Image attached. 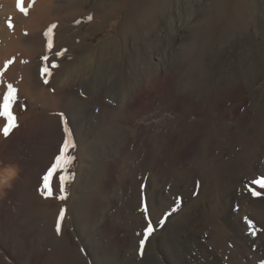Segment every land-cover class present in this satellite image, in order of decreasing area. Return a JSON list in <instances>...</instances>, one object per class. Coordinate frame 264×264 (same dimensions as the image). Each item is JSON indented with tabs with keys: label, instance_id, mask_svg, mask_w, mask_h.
I'll use <instances>...</instances> for the list:
<instances>
[{
	"label": "rangeland",
	"instance_id": "obj_1",
	"mask_svg": "<svg viewBox=\"0 0 264 264\" xmlns=\"http://www.w3.org/2000/svg\"><path fill=\"white\" fill-rule=\"evenodd\" d=\"M46 1L47 0H44V1L43 0H26V1L25 0H19L20 6L23 7L27 13L29 12L30 13V15H29V13L28 14H25V12L22 13V11L20 10V7H17L18 0H14V1L13 0H5V1L0 0V11H1L0 15H2L3 18L1 16L0 17L3 19L7 29L10 30V31L7 30L6 32L11 33V30L14 29L13 27L16 24V23L14 24V22H13L14 21L13 17H12L13 23L11 21L10 22L12 23L11 26L13 24L14 25L12 27H9V23H7L11 19V17L9 18V16H11V14H14V11L18 15H21V13H22L23 17H24L23 19H28L30 16H34L35 14L38 15L39 12L41 11L40 7L43 6L42 11H43V9H48V8H49L48 10H50V11L53 10V11H52V13L50 11H49V13H48V11L47 12L41 11L42 15H45L44 13H48V14H46V15H49V16H47V18L50 17V20L55 19V21H57V23H58V24L56 23V27L53 28L54 37L57 38V36H58L59 39L61 38L60 39L61 43L59 46H62V47L57 48L58 49L57 52H60L62 50L61 51L62 53L63 52L65 53V51H67V52H70V54L72 56L74 55L73 52H71L74 50V46H75L73 43H71L73 35L74 36L78 35L77 36L78 40L79 39L82 40V41L79 40L81 42L77 43L78 46H81L85 43L88 44V42L90 43L89 48L87 47L86 54L91 52L90 51L91 48H92V51L93 50L96 51L98 49V47H101V45L103 46L107 43L114 42L113 44L114 45L116 44L115 47L117 46L118 51L122 52V54H125L127 51L130 52V49L135 50L133 55H131L132 54L131 52H130L131 54L130 53L125 54V55H127V54L129 55L128 56L129 60H126L127 56L125 57V55L122 57H119L118 59L121 60V62H123V59H125V62H123V64H126V65L124 67H128L127 64L130 65L131 67L129 66L130 67V73L129 74H131V77H132V75L136 76V78L138 80L141 79V76H142V78L144 76L143 79L145 80V78L148 76L146 74H149L154 70H159V71L161 70V72L163 71V72L169 73L170 71L175 70L176 66H177V68L180 66H183L188 60H190V59H187V57L184 58V56H188V58H191V55H192L194 60H196V63L197 64L199 63V66H202L201 70L204 69L203 65L204 66L205 65L211 66V68H209V74L211 76L212 86H214V88H219L220 86L224 85L225 83L232 85L234 82H236V83L238 82V83H241L244 86V89L247 91L245 98L244 97L240 98V99L238 98L233 102H227L224 104V106L222 105L219 110H217V109L212 110V111L210 110L211 112L209 110L194 111L192 109V102L191 101L181 103L182 101L179 102V101H176L175 99L171 100V99L167 98L166 94H163L164 95L163 96V95L158 94V93H155V95H154V93L145 95L146 97L144 96L143 99L141 98L135 104L136 107L132 108L131 110L129 109V111H127V112H123L121 110V108H119L120 106H118L120 101L118 98L119 93L115 89V87L117 86L115 84H118V81L116 79V77H117L116 73L114 74L115 77L113 76V73L112 74L109 73L108 78H107V76H105L106 80H104L105 78L103 80H101L102 85L98 86L99 87L98 90H100L101 92L104 93V98L106 101L103 100V102L98 104V106H95V112L97 113V118H96L97 120H93L94 122L92 124L91 123L87 124L88 137L90 138V140L91 139L93 140V137L95 138L99 134L101 128L96 129L95 130L96 132H93V127H95V126L108 128L110 125L113 126L117 123L118 129L120 128L123 131H127L128 138H131V142H130L131 144L129 145L128 150L126 151V154L123 155L124 158L122 156H120V158H119V152H118L119 147H117V149L115 150L116 151L115 158L117 159L116 161L118 162V163L117 162L116 163L120 167L116 165V169H118V170L117 171L115 170V172L113 173L114 182H113L112 189L114 188V190H113L114 192L116 190L120 193L125 191V193H124V195H122V200L118 199L117 200L118 202L116 201L118 206L115 204V206H113V208H111L112 212H111V210H109L106 214V217L108 219V225H109L107 228V231H113V229L116 227V225H118V226H121V228L125 231L124 233L128 234L130 237V240L127 242V244L124 248L125 250H123L124 251L123 252V254H124L123 258H125L124 264H133L135 262H136L135 264H137V263L138 264H140V263L141 264H145V263L146 264H159V261L157 258L160 256V254H159L158 250H156V248L154 249V246L156 247L155 243H157V241H155V240H156L158 234L165 227L164 224L166 225L167 222L169 221V218H171L173 215L176 216L177 214H181V213L184 214V212L186 213L187 212L186 210H189V209L190 210L188 212H190L192 210L191 207H193L194 210L201 209V210L207 212V210H209V208H211V206L216 204V202H215L216 198H214V196L216 195V193L214 191V189H215L214 185H218L220 183H224V186H231V185L233 186L234 185L235 188L233 189V191L236 190V191H234V196L237 195L236 196L237 199L234 201L235 203L234 202L232 203L233 206L230 205L231 210H233V211H231V217H230V219H232V220H229L230 224H232L233 227L236 228L235 226H237V223L238 224L241 223V224H243V226H244V223H247V224H245L244 227L243 226L240 227L241 231H239V232H241V236H243V238L249 237V239H256V237H259V238L262 237V241H264V237H263L264 236V234H263L264 233V220L260 221V226H258V229H257L256 225L255 226L253 225L252 222H251L252 226L250 228L248 226V221H252V220H250L251 215L248 213H246V214L243 213V215H245V216L239 215L241 207L243 205L247 204L248 201L249 202L250 201L255 202L254 200H256L257 197H258V199L256 201L259 203L258 207H260L264 204V200H263L264 199V190L262 188H260L258 185L254 186L250 183V181L252 179L257 178L260 175H264V151H263L264 150V140H263L264 139L263 138V136H264V134H263L264 133V118H263L264 117V103L261 107L253 108L254 102H253V98H252V97H254V98L259 97V95H260L259 99L261 101V99L264 98V97H262L264 95H261L262 93L264 94V89L260 88V93H258V95H256V96H253L255 93L252 89L249 90L251 88L250 84L252 82V79H254L258 75H260L264 69V52H263L264 51V41H263L264 40V0H231V3L229 4L230 5L229 11L231 12V16H230L231 19L229 18L228 24L226 26H223L225 28V30H224V28H220L222 26H219L216 24V22H217L216 16L217 15L215 13V9L210 6V4L212 2H214L215 0H212V1L211 0H160V1L155 0L156 4H155V2H153V4H152L153 6L151 5L153 7V9L150 6V9L152 11H150V14L146 13L145 16L142 15V13H140V12H142L143 8H137L135 10V12L130 14L129 16L127 14V12L129 13V11L132 9V6L135 5L138 0H136V1L135 0H122L124 2H122L121 0H115V2L116 1L117 2L113 3V4H115L114 7L110 6V5H108V6L104 5V7L102 5H94V7L93 6H87L88 3L85 0L84 1L86 3L83 0H81V1L79 0V1L75 2L77 4H81L83 10H81V7H79V8L69 7V5H70L69 0H66V2H65V0H62L63 3L60 0L59 1L58 0H48L47 1L48 3ZM50 1H53V2H50ZM57 1H58V3H56ZM133 1L135 2V4H133L134 3ZM207 1L209 2V4ZM2 3L3 4L5 3L8 7L5 4L3 5ZM45 3H46V5H49V3H50V5L51 4L52 5L50 7H48L45 5ZM118 3L121 5H119ZM233 3L235 6H233ZM239 4H240V6H239ZM174 5H176V6H174ZM116 6L118 7V9ZM120 6L123 7L122 10H121ZM36 7L40 10L39 12H38V9H36ZM85 7L88 9L86 10ZM119 7H120V9H119ZM154 7L156 9H154ZM12 8L17 9L18 11L13 10ZM95 8L97 9V11ZM32 9H33V11L37 10V11H35L37 13L33 12L32 14H34V15H31L30 11H32ZM2 10H5L3 12V14H2ZM9 10H13V12L10 11L11 13H9ZM75 10L76 11L78 10V11L75 12ZM88 10L91 12H88ZM105 10L108 11L107 15L109 14V10L111 11L110 13H112V11H113L114 14H110V16H106L107 19L105 16H104L105 18L104 17L100 18L99 17L100 15L101 16H102V14L105 15L104 13L107 12ZM154 10L157 11L155 13H157L158 15L154 14ZM167 10H168V12H167ZM6 11L9 14H7ZM100 11L102 13H100ZM17 12H19V13H17ZM81 12H82V15H81ZM96 12L97 13L99 12L100 14L98 13L99 15L95 18L94 16H95ZM41 13L39 14V16L41 15ZM85 13L88 17L91 16L92 19L91 20L88 19V21L86 22L87 16L86 15H85L86 17L84 16ZM151 13L155 16H152ZM6 14H7V17H6ZM93 14H94V16H93ZM42 15L40 17L43 20H40V21L48 22V20L46 18H44ZM55 15L57 16L56 18L54 17ZM26 16H28V18ZM76 16H79L80 18L82 16L81 20H80V18H77V20H76ZM126 16H128V18ZM5 17H6V20L7 19H9V20L6 21ZM108 17L109 18L112 17V18L108 20ZM136 17H137V19H135ZM154 17H156V18H154ZM93 18H95V21L97 23L96 25H94V27H93V25H91V23L89 24L90 21L92 22ZM138 18L139 19L141 18V19L139 20ZM207 18L211 19V21L209 20L210 21L209 23H205ZM104 19L106 22L104 21ZM145 19L147 22L145 21ZM154 19H155V21H154ZM102 20H103V22H101ZM107 20H108V22H107ZM142 20H144V21L142 22ZM258 20H261V23L263 26L261 34L258 35V33H257L256 35H253L251 37L252 39L254 38L257 41L252 40L253 43L251 41H247L245 43L244 39L243 40H241V39L243 37H245L249 32L254 30L253 28L257 26ZM55 21H53L54 25H55ZM157 21H159V23H157ZM196 21H199V22H196ZM80 22H82V23H80ZM83 22H85L86 24H84ZM134 22H136V23H134ZM144 22H146V23H144ZM183 22H184V25H183ZM20 23L23 26L27 27V24H25V22L24 23L20 22ZM230 23H232V24H230ZM52 24H51V26H52ZM59 24L61 25V27ZM62 24H64V25L62 26ZM87 24L90 26H88ZM134 24L137 25V26H135L136 30H135ZM231 25H233V26H231ZM59 27H60V29H58ZM98 27L100 29H98ZM169 27L171 28V30H169L170 29ZM61 28L63 30H65L64 33H61L62 32ZM131 28H132V30H131ZM167 28H168V30H167ZM69 29H70L72 34L67 33V32H70V31H68ZM87 29H91V31H89V33H85V31ZM79 30H80V32H79ZM151 31H152V34H150ZM209 31L211 32V34ZM22 32H23V33H21V40H22V45H23L22 48L24 47V49H26L25 50L26 54L22 53V52H24V49H23L22 52H20L17 55H22L24 58L26 56V58H25L26 60L21 58L22 56H20L21 59L19 58V56H18L19 59H17L16 57H14V55L12 56V58L9 55V57L7 59V56L5 55V53L8 55V53H10V51L5 52V53H4V51L5 50L7 51V49H6L7 44H5V42L8 41V39L5 41V38L0 36V38H1L0 40L1 41L3 40L2 42L0 41V45H1L0 47H2V48H0V49H2V50H0V63L3 64L2 60L4 58H5L4 62H7L9 60V62L4 63V69H5V66H7L8 64H11L10 62L13 61L12 59L15 58L16 60H18V62L20 60V63H21L20 65L22 67L25 65V67H23V69H26L27 66L33 65L34 68H33V66H31L32 68L31 67L30 68L32 69V71L34 73L38 74L37 72L39 71V74L41 72L44 74L45 69H47V67L43 66L44 61L46 62L49 59L48 55H45L47 45H46V47L43 48L44 50L41 51V48H39V49L37 48V47H39L38 41H37L38 38L32 39L29 37V35L27 37V31L26 30H23ZM65 33H67V34H65ZM157 33H159V34H157ZM28 34H29V32H28ZM79 34L80 35L82 34V35L80 36ZM194 34H196V35H194ZM70 35H72L71 38H70ZM86 35H90V36L85 41L84 38ZM147 35H149V37ZM154 35H155V38H154ZM79 36H80V38H79ZM131 36H132V38H131ZM137 36L139 38H137ZM145 36H147V38ZM237 36H239V37H237ZM144 37H145V40L142 39ZM191 37L193 40L195 37V40L193 41L191 39ZM152 38H153V40H151ZM196 38L199 40H197ZM69 39H70V42H69ZM141 39H142V41H140ZM154 39H155V41H154ZM120 40H122V41H120ZM190 40H191V42H189ZM35 41H37V42H35ZM137 41L140 43L138 44ZM145 41L146 42L148 41V42L146 43ZM171 41H173V42H171ZM195 41H196V43L198 42L197 44L199 46L195 43ZM2 43H3V45H2ZM26 43H28V44H26ZM229 43H230V45H228ZM254 43H256V44H254ZM188 44H190V45H188ZM26 45L27 46L29 45L28 49L26 48L27 47ZM137 45H138V47H137ZM4 46H5V48H4ZM66 46L68 48H71V49H68ZM130 46H132V47H130ZM196 46L199 48H197ZM226 46H228V47H226ZM194 47L197 50H199L200 47H201V49L194 54V52H193ZM126 48H128L129 50L128 49L126 50ZM185 48H188V49L190 48V49L187 51V49H185ZM139 49L142 51H140ZM183 49H185V51ZM35 50H37V51L35 52ZM125 50H126V52H125ZM136 50H138V51L136 52ZM181 50H183L185 53ZM30 51H32V52L30 53ZM42 52H44V54ZM57 52L56 51H55V53L53 52L54 53L53 57L57 55ZM182 52L184 54H182ZM148 53H149V55H148ZM164 53H165V55H164ZM181 54L183 55V57L180 59ZM239 54H240V56H239ZM4 55H5V57H4ZM45 56L48 57L47 60L43 59V57H45ZM58 56H62V55H58ZM133 56H134V59H133ZM138 56H141V57H138ZM159 56H160V58H159ZM164 56H166V57H164ZM222 56H223V58H222ZM151 57H153V58H151ZM137 59H139V60H137ZM182 59H184V60L181 61ZM16 60H14V62ZM134 60H137V61H134ZM141 60H142V62H141ZM261 60L263 62H261ZM42 61H43V63H42ZM143 62H145V63H143ZM179 62H181V63H179ZM205 62H207V64H205ZM27 63L31 64V65H27ZM39 63L42 65H40ZM36 65H38V66H36ZM53 65H56V67H58L59 64L55 63ZM0 66H1L0 71L4 70V69H2L3 65H0ZM41 66H43V68ZM151 66L153 69L151 68ZM56 67H55V70L58 71V70H60V68H63L64 66H61V67L59 66L58 68H56ZM53 68L54 67L52 66V67L47 69V71H48L47 76L48 77L46 80L49 79L52 72H53V74H55V72H57ZM23 69H22V71H24ZM185 69L186 68H183L181 73H188V70L186 69V71H185ZM230 69H231V71H230ZM245 69H247V70L245 71ZM22 71L20 70V73H19L20 76L17 77V79H16L17 81H15L14 84H13V82L7 83V85L12 84L13 87L15 89H17L15 100L13 101V103L10 107L14 113V117L16 119L20 120L19 121V122H21V124L19 123L20 126L25 125L26 123L31 122V121L36 120V119H42V118L46 119L47 117H50L48 115L49 113H46L45 111L42 112V109H41L42 105L40 104L42 102H39V103L37 102L38 104L37 103L32 104L33 102L30 99V97L27 95L26 92L23 93V92L18 91V84L22 82V80L26 76L25 74L28 73L26 71H29V69L27 68V70H25L24 72H22ZM147 72H149V73H147ZM22 74L24 76H22ZM227 74H229V75H227ZM110 79H113V81H111ZM127 80H129V81H127V84H128L130 82V79L128 78ZM263 80L261 81L262 85H264ZM133 81L134 80L131 79V82H133ZM191 83L192 82L187 83V85H185L182 88L181 94H183V96L189 97L192 101L196 100V99L198 100V99H200L201 95H197V94H195V92L191 91V88L193 87L191 85ZM1 84L2 83H1V77H0V86H1ZM77 91L78 92L75 91L77 96L82 100H85V98L87 96H88L87 97V99H88L90 96L88 94V90H86L85 86H83V85H79V89H77ZM6 92H7V87H6L5 93ZM109 92L110 93L112 92L111 95L108 94ZM78 93H80L81 95ZM153 96H155V97L157 96V97L155 98ZM246 97H247V99H246ZM153 99H155V101ZM71 100L72 99H68L67 103H66L67 104L66 106L68 107L67 109L69 111H71L70 108L73 104V100L72 101ZM149 100L151 101L152 104L150 103ZM107 101H108V103H107ZM109 101L111 104L109 103ZM144 101H145V103L147 102L146 105H145ZM115 103L116 104L118 103L116 105V107H115ZM142 103H144V104H142ZM236 105H237V107H236ZM140 106H142V107H140ZM147 107H149V108H147ZM187 107H189V108L187 109ZM136 109L138 111H136ZM145 109L146 110L149 109V110L146 111ZM192 110H193L194 114H193ZM142 111H145V112L143 113ZM2 112H3V110H2ZM99 112H100V114H99ZM249 114H251V115H249ZM174 115H175V118H174ZM196 115L197 116L199 115V117H197ZM170 116L172 117V119L170 118ZM224 116L226 118H223ZM163 117L166 118L167 121ZM244 117H245V119H244ZM52 118H53V115H51V118H50V126H49V129L47 130L48 132L46 133V135L45 134L42 135V140H41V136L35 138V142L33 143L34 145L32 144L33 151H32V153L29 154V156H32L33 154L34 155L37 154L39 149L40 150L43 149L46 151L49 148L51 149V147H55L56 145L58 146L59 142L57 143V141L60 140L59 120L55 116H54L55 119L54 118L52 119ZM152 118H154V119H152ZM129 119L133 123H131V121ZM228 119H230L231 121H229ZM156 121H159V122L157 123ZM247 121H248V123H247ZM168 123H170V124H168ZM128 124L131 126H129ZM140 124H141V126H139ZM153 124H158V125H153ZM160 124L162 126L164 125L163 126L164 128ZM240 124L241 125L243 124V126H240ZM135 125L138 129L135 127ZM122 126H123V128L126 126L125 127L126 130L122 129L121 128ZM154 126H155V128H154ZM158 126L160 128H158ZM129 127H131V128H129ZM140 127H141V129H140ZM149 127L151 130L149 129ZM152 127H153V130H152ZM253 127H254V129H253ZM258 127L260 130L257 129ZM261 127H263V130ZM147 128L150 131H148ZM139 129L141 131H136ZM248 129L250 132L247 131ZM254 130H257V131H254ZM74 131L75 130L73 128V130H72V133L74 135L73 140L76 144V147L71 148L69 150V154L74 156L75 160L72 163L73 166L69 168L70 170L68 169L70 171V172L68 171L69 174L70 173L74 174V179L67 183L68 186L66 185L67 199L66 200H60L58 198V196H59V190H58L59 182L57 181L56 177H54V179H53L56 182V183H54V181H53V183L55 185L52 184V186H53L52 190L54 191V189H55V191H56V192L54 191L55 193L53 192L54 195H52V201L49 200V199H51V197H48V199L46 198L47 200L50 201V204L47 206L48 208L46 206H44V204L47 203L45 201L46 199L45 200L40 199L41 201L38 202L39 200H37V198L35 196L32 195L33 196L32 197V196L26 195V193L24 192L25 191L24 188L26 187V185L29 182V179H30L29 173H28V177L26 178V180H24L23 184L21 185L22 187H19L18 188L19 191L17 190V192H16L17 198H20L19 194H21V198L18 199L19 201L17 203L19 208H20V211H19L20 213L19 212L18 213L21 214L20 217H22V216H24V217L21 218L22 220L19 219L20 222L18 221V226L15 228L14 231L17 230L19 233L23 232L21 234H26L27 238L29 237V239H27L28 241L30 240L28 242L29 244H27V247H28V245H29V247L27 248L26 253L31 254L32 252L36 253L37 251L40 252V254L42 253L41 254L42 259L45 260V261L42 260L43 264H46V262H47V264H54L55 262H56L55 264H58L57 261H55V257H54V253H53L55 250H52L54 248L51 246V245L54 246V244H51L53 242V240L51 241L50 238L45 239L48 235V232H50L49 230L52 229L51 228V227H53L52 225L55 223L54 218L56 219L58 211L64 207H66V208H64V209H66V213L64 216L67 218L68 222H70V218H71V214L69 212L70 207H71L70 195L72 194L71 188H73V184L75 183V178L77 175V168L79 165V154H78L79 151L78 150L80 149V146H79L80 143H79V141H76V140H79L77 137L78 133L75 131V133H77L75 135ZM259 131L261 133L260 135H259ZM261 131H263V132H261ZM132 132H133V134H132ZM248 132H249V134H248ZM256 132H257V134H256ZM129 133L131 135L130 137H129ZM160 133H162V134H160ZM90 135L92 137H90ZM88 137H87V140H84V142H85L84 145H86V146L90 143V140ZM171 138H174V139H171ZM209 141H210V143H208ZM213 141H214V144H213ZM2 142H5V140H3ZM43 143H45V144H43ZM46 143H48V144H46ZM4 144H6V143H4ZM262 144H263V146H262ZM84 145H82V146H84ZM163 146L164 147L166 146L165 147L166 149ZM3 147H5V146H3ZM160 149L163 151H161ZM49 150L46 152H49ZM253 151H256V152H253ZM165 152H167V153L165 154ZM211 155H213V156H211ZM254 155H256V156L254 157ZM162 156H164V157H162ZM207 156H209V157H207ZM21 157H23V156L20 155V158ZM187 157L192 159V161L190 159H188ZM205 157L209 159V162H208V159H206ZM216 157H218V158H216ZM122 158L124 159V161ZM249 158H251V159H249ZM255 158L256 159L258 158L259 160H256ZM127 159H128V161H127ZM159 159L160 160L162 159V160L160 161ZM218 159H220V160H218ZM189 160L191 161V163L188 162ZM119 161L120 162L123 161L122 164ZM254 161H257V162H254ZM129 162L131 164H129ZM49 163H47V164L51 165L53 163V160H52V163L51 162H49ZM217 163L219 165L221 164L222 166L221 167L218 166ZM130 165H131V168H130ZM125 166H126V168H125ZM216 166H218V168H220L221 173L218 170V168H215ZM251 167H252V170H251ZM209 168L211 171L209 170ZM229 168H232V169H229ZM221 169L224 171V173H222L223 171ZM213 170H215V171L217 170L216 173L217 174L220 173L219 176L218 175L216 176V174L213 172ZM122 171H124V172H122ZM154 172H157L158 174L154 173ZM238 172H240V173H238ZM249 172H250V174H249ZM124 173H126V174H124ZM128 173H130V174H128ZM121 174L124 176H121ZM155 174H157V175H155ZM214 174H215V176H213ZM65 175H66V173H65ZM139 176L141 179L143 178L142 181L140 180ZM144 177H146V178H144ZM138 179H139L140 184L138 183ZM207 182H209L208 186H207V184H208ZM214 182H215V184H214ZM56 185H57V187H56ZM119 185H121L122 187ZM123 185H126V186H123ZM153 185L155 188L153 187ZM190 185H191V187H190ZM246 185L248 187H246ZM23 186H25V187H23ZM115 186L117 189L115 188ZM136 186H138V187H136ZM252 187H253L255 192H257V193L259 192L258 195L253 196V194L251 193L252 191L249 190V189H252ZM255 187H256V189H255ZM69 188H70V190H69ZM156 188L157 189L160 188V190H162L163 196L157 197V196H155L156 194H153L154 195V196H152L153 200L150 201V194L153 191V189H154L153 192H156L155 191ZM190 188H191V190H190ZM192 188H194V189H192ZM207 188H208V190H207ZM20 189H22V190H20ZM123 189H126V190H123ZM148 189H151V190H148ZM239 189H240V191H239ZM147 191H148V194H147ZM216 192H218V190H216ZM133 193H135V194H133ZM133 195H135V196H133ZM53 197H54L56 202L53 201L54 200ZM22 198H23V201H22ZM31 198L32 199L34 198L35 200L34 199L32 200ZM209 199L211 202H212V200H214L215 203L214 202L211 203L209 201ZM24 200H25V202H24ZM42 201H44V202H42ZM173 201L175 204H173ZM242 201H244V202H242ZM259 201L260 202L263 201V202L260 203ZM134 202H136V204ZM192 202H193V204L194 203L195 204L193 205ZM61 204H63V205H61ZM150 204H153L152 208L150 207L151 206ZM182 205H185V206H182ZM198 205H199V207H198ZM205 205H206L207 209H206ZM23 206H25V207H23ZM170 206H171V208L169 209ZM187 206H189L190 208ZM26 207H27V209H26ZM58 207H60V209H58ZM128 208H130V209H128ZM172 208L176 211L173 212ZM183 208H185V209H183ZM25 209L28 211H26ZM57 209H58V211H57ZM145 209H147V211H145ZM30 210H31V212H30L31 215L29 214ZM166 210L167 211L170 210L169 212H171V213L167 212ZM113 217H115L114 220L112 219ZM116 217H117V219H116ZM122 217H123V219H121ZM245 218H247V221H245L246 220ZM124 219H125V221H124ZM23 221H24V223H23ZM221 221H222V223H221ZM216 222L218 223V224L216 223L217 226L210 224V226L208 227V225H207L206 230L204 229L205 231H202V232L199 231L202 234L199 232L196 233V237L201 239L200 242L202 244H206V248L209 251L217 253L219 256H221V258H223V262H224L223 264H258V263L261 264V261H264V251L261 250L262 251L261 252L260 250H257L256 244H254L253 242H248L246 240L234 241V239L232 237V233H231L232 230H230L229 228H227V226L224 225L223 219L222 220H221V218L217 219ZM149 223L153 226V232L150 235L151 237L150 236L148 237V239L145 243L144 249L145 248L147 250L149 248L150 249L148 250V252L145 249L143 251V255H141L139 247H138L139 241L143 238L142 233L144 232L147 224H149ZM160 223H161V225H160ZM234 224H236V225H234ZM261 224H262V227H261ZM25 226H27V227L25 228ZM158 226H160V227L158 228ZM210 227H212V228H210ZM214 227L215 228L218 227L216 229L221 231V232L216 231L214 229ZM223 227H224V229H222ZM259 227H261V229ZM95 228L97 229V226H95L94 229ZM157 229H159V230H157ZM184 230H183V234H187L188 233L187 230H185V231ZM227 230H228V232H227ZM245 230H248V231L245 232ZM138 231L140 233H137V235H136V232H138ZM158 231H160V232H158ZM225 231H226V233H225ZM157 232H158V234H157ZM253 232H255V236L252 234ZM227 233H229V236ZM64 234H65L66 238L68 239V241L70 240L69 242L71 244L77 245V243H78V245H77L78 248L81 251H83L82 255L84 257H86L85 258L86 263L87 264L88 263L94 264L92 259L89 256H87V254L85 252L86 250H84L85 248H83L84 246L82 245L80 239L77 238L78 236L75 234L73 226L71 224L69 225V228H65ZM245 234H247V236H245ZM138 235L140 236L139 238H138ZM100 237L101 236H97L96 239L97 240L101 239ZM251 237H253V238H251ZM204 238H205V240H204ZM231 238H232V240H231ZM136 239H139V241ZM18 241L21 243L20 238L18 239ZM48 242H50V243H48ZM104 242H106V240L103 238L102 242H100L99 245H97V248H100L101 243L103 244ZM203 242H205V243H203ZM240 242H241V244H240ZM47 243L50 245H47ZM234 243H235V245H234ZM147 244H148V246H147ZM45 245H47L46 248H45ZM214 245H215V247H214ZM30 246L32 248H30ZM250 246H251V248H250ZM147 247H149V248H147ZM38 249H40V250H38ZM45 251H46V253L48 252L49 255L46 254ZM50 251H52V252H50ZM125 252H127V253H125ZM131 253H133V254H131ZM149 253H150V255H149ZM262 253H263V256L261 257ZM51 254H52V256H51ZM46 256H49V257H46ZM133 256H134V258H133ZM51 259H52V261H48ZM131 260H132V262H131ZM155 260H157V261H155ZM125 261H127V262L125 263ZM162 264H166V262L163 261V259H162Z\"/></svg>",
	"mask_w": 264,
	"mask_h": 264
},
{
	"label": "bare ground",
	"instance_id": "obj_2",
	"mask_svg": "<svg viewBox=\"0 0 264 264\" xmlns=\"http://www.w3.org/2000/svg\"><path fill=\"white\" fill-rule=\"evenodd\" d=\"M5 1V0H4ZM14 1V0H13ZM26 1V0H25ZM44 1V0H43ZM48 1V0H47ZM46 1V2H47ZM59 1V0H58ZM58 1L56 3H58ZM62 1V0H60ZM79 0H69L70 5L69 7H81L82 9V5L81 4H77L75 2H77ZM81 1V0H80ZM84 1V0H83ZM88 4L87 6H93L94 5H102L104 7V5H110V6H115L116 3L115 0H85ZM84 1V2H85ZM122 1V0H121ZM136 1V0H135ZM160 1V0H159ZM212 1V0H211ZM12 2V1H11ZM53 2V1H50ZM66 2V0H65ZM85 2V3H86ZM119 2V1H118ZM124 2V1H122ZM121 2V3H122ZM134 2V1H133ZM153 2H155V0H138L135 4V2L132 6V9L129 11V13L127 12L128 16L132 13L135 12V10L137 8H143L142 9V15H146V13L150 14V11H152L150 9V6L153 4ZM208 2V1H207ZM244 2V1H243ZM9 3V2H8ZM14 3V2H13ZM48 3V2H47ZM63 3V1H62ZM231 0H215L214 2H212L210 4V6L212 8L215 9V13H216V24L219 26H222L220 28H224L223 26H226L228 24V20L231 16V12L229 11L230 8V4ZM235 3V2H234ZM233 3V6H235ZM3 4V3H2ZM5 4V3H4ZM3 4V5H4ZM10 4V3H9ZM8 4V5H9ZM27 4V3H26ZM61 4V3H60ZM119 4V3H118ZM117 4V5H118ZM156 4V2H155ZM154 4V5H155ZM209 4V2H208ZM238 4V3H237ZM6 5V4H5ZM46 5V3H45ZM52 5V4H51ZM50 3L49 5H46L48 7L51 6ZM121 5V4H119ZM7 6V5H6ZM14 6V5H13ZM153 6V5H152ZM151 6V7H152ZM176 6V5H174ZM240 6V4H239ZM238 6V7H239ZM8 7V6H7ZM12 7V6H11ZM43 7V6H42ZM42 7L41 11H42ZM47 7V8H48ZM96 7V6H95ZM102 7V8H103ZM117 7V6H116ZM115 7V8H116ZM121 10H122V6ZM119 7V9H120ZM134 7V8H133ZM207 7V6H206ZM86 8V7H85ZM101 8V7H100ZM107 8V7H106ZM105 8V9H106ZM179 8V7H178ZM13 10H17L12 8ZM36 9H38L36 7ZM49 9V8H48ZM48 9H43L42 12H47L49 13L50 10ZM51 9V8H50ZM54 9V8H53ZM88 8H86L87 10ZM94 9V8H93ZM96 9V8H95ZM104 9V8H103ZM102 9V10H103ZM118 9V7H117ZM153 9V7H152ZM154 9H156L154 7ZM166 9V8H165ZM173 9V8H172ZM195 9V8H194ZM235 9V8H234ZM13 10H9V13H11L10 11L13 12ZM108 10V9H107ZM105 10V11H107ZM139 10V9H138ZM179 10V9H178ZM177 10V11H178ZM237 10V9H236ZM241 10V9H240ZM5 10H2V14ZM18 11V10H17ZM37 11V10H35ZM33 11L31 12V15ZM40 10L38 9V12ZM41 11L39 12V14L41 13ZM53 10H51L50 12L52 13ZM78 11V10H77ZM75 10V12H77ZM97 11V9H96ZM99 11V10H98ZM117 11V10H116ZM141 11V10H140ZM212 11V10H211ZM261 11V10H260ZM1 12V11H0ZM7 12V11H6ZM80 12V11H79ZM88 12H91L88 10ZM104 12V11H103ZM111 11L109 10V14L107 15L108 11L106 13H104L105 15L102 14V16L100 15L99 17H106V16H110V14H114L113 11L112 13H110ZM139 12V11H138ZM157 12L156 10H154V14ZM168 12V10H167ZM235 12V11H234ZM237 12V11H236ZM7 12V14H9ZM19 13V12H17ZM23 13V12H22ZM21 13V15H18L15 13L11 14V16H9V18L11 17V19H7V14L5 17V20L8 21L7 23H9L10 21L12 22V17H13V22H14V29L11 30L10 32H6L7 30L10 31L9 29H7V27L5 26V23L3 21V17L2 15H0V36H2L3 38H5V41L8 39V41L5 42V44H7V51L5 50V52L10 51V53H8V55L5 53V55L7 56V59L10 55V57L12 58V56L14 55V57H16L17 59L20 58V56L22 55H17L20 52H22V50L24 49V47L22 48V40H21V33H23V30L27 31V37L29 35L30 38H38V49L41 48V51H43L44 47H46V45H48V37L45 35V33L47 32L48 28L51 27V24L54 25V20H50V17L47 18L46 15L48 13H44L45 15H41L46 18L48 20V22H42L40 20H43L39 14L38 15H34V16H30L28 18V16H26L28 19H23V14ZM26 12V14H28ZM37 13V12H35ZM99 13V12H98ZM96 12L95 16L93 14V16L96 18L100 13H102L100 11V13L98 14ZM153 13V12H152ZM151 13L152 16H155ZM260 13V12H259ZM5 14V13H4ZM88 14V13H87ZM91 14V13H90ZM116 14V13H115ZM214 14V13H213ZM258 14V13H257ZM14 15V16H13ZM82 15V12H81ZM86 15V13L84 14V16ZM92 15V14H91ZM134 15V14H133ZM137 15V14H136ZM141 15V14H140ZM141 15V16H142ZM158 15V14H157ZM185 15V14H184ZM51 16V15H50ZM87 16V15H86ZM85 16V17H86ZM128 16H126L128 18ZM132 16V15H131ZM139 16V15H138ZM168 16V15H167ZM170 16V15H169ZM180 16V15H179ZM55 18L57 17L56 15L54 16ZM75 17V16H74ZM104 17V18H105ZM135 17V16H134ZM140 17V16H139ZM147 17V16H146ZM149 17V16H148ZM157 17V16H156ZM154 17V18H156ZM259 17V16H258ZM77 18H80L79 16H76V20ZM82 18V16H81ZM80 18V20H81ZM88 21V16L86 17ZM95 18H93L92 22L90 21L89 24L91 23V25H96V21ZM112 18V17H111ZM108 17V20L111 19ZM142 18V17H141ZM140 18V19H141ZM172 18V17H171ZM214 18V17H213ZM235 18V17H234ZM262 18V17H261ZM45 19V20H46ZM61 19V18H60ZM75 19V18H74ZM107 19V17H106ZM137 19V17L135 18ZM139 19V18H138ZM139 19V20H140ZM185 19V18H184ZM183 19V20H184ZM215 19V18H214ZM231 19V18H230ZM260 19V18H259ZM46 20V21H47ZM107 20V22H108ZM148 20V19H147ZM162 20V19H161ZM211 19L206 20L205 23H209ZM5 21V22H6ZM75 21V20H74ZM84 21V20H83ZM105 21V19H104ZM134 21V20H133ZM144 20H142L143 22ZM146 21V19H145ZM155 21V19H154ZM231 21V20H230ZM10 22V23H11ZM12 22V23H13ZM20 22H25V24H27V27L23 26ZM62 22V21H61ZM103 22V20L101 21ZM106 22V21H105ZM140 22V21H139ZM147 22V21H146ZM144 22V23H146ZM195 22V21H194ZM199 22V21H196ZM215 22V21H214ZM213 22V23H214ZM258 24L256 27H254L253 31L249 32L245 37H243L241 40L244 39V42L246 43L247 41H251L252 40H256V39H252L251 37L253 35H256L258 33L261 34V31L263 29L261 20L257 21ZM11 23V24H12ZM57 21H55V25H56ZM77 23V22H76ZM79 23V22H78ZM82 23V22H80ZM84 24H86L85 22H83ZM136 23V22H134ZM157 23H159V21H157ZM177 23V22H176ZM58 24V23H57ZM169 24V23H168ZM179 24V23H178ZM232 24V23H230ZM12 25V26H13ZM60 25V24H59ZM64 24H62L63 26ZM82 25V24H81ZM88 25V24H87ZM158 25V24H157ZM181 25V24H180ZM184 25V22H183ZM11 26V27H12ZM84 26V25H83ZM90 26V25H88ZM137 26L134 24V27ZM175 26V25H174ZM182 26V25H181ZM201 26V25H200ZM233 26V25H231ZM262 26V27H261ZM61 27V25H60ZM60 27L58 29H60ZM82 27V26H81ZM87 27V26H86ZM96 27V26H95ZM158 27V26H157ZM161 27V26H160ZM184 27V26H183ZM187 27V26H186ZM205 27V26H204ZM229 27V26H228ZM236 27V26H235ZM76 28V27H75ZM170 28V27H169ZM185 28V27H184ZM199 28V27H198ZM197 28V29H198ZM62 29V28H61ZM65 29V28H64ZM68 29V28H67ZM98 29H100L98 27ZM129 29V28H128ZM165 29V28H164ZM163 29V30H164ZM193 29V28H192ZM205 29V28H204ZM81 30V29H80ZM79 30V32H80ZM93 30V29H92ZM132 30V28H131ZM136 30V27H135ZM154 30V29H153ZM158 30V29H157ZM168 30V28H167ZM171 30V28L169 29ZM203 30V29H202ZM209 30V29H208ZM225 30V28H224ZM248 30V29H247ZM61 33H64L65 30H61ZM70 31V29L68 30ZM89 31H91V29H87L85 31V33H89ZM99 31V30H98ZM129 31V30H128ZM159 31V30H158ZM165 31V30H164ZM193 31V30H192ZM29 32V34H28ZM200 32V31H199ZM206 32V31H205ZM210 32V31H209ZM26 33V32H25ZM67 33H71L67 32ZM65 33V34H67ZM82 33V32H81ZM162 33V32H161ZM160 33V34H161ZM166 33V32H165ZM72 34V33H71ZM83 34V33H82ZM81 34V35H82ZM152 34V31L151 33ZM154 34V33H153ZM159 34V33H157ZM199 34V33H198ZM211 34V32H210ZM80 35V34H79ZM80 35V36H81ZM130 35V34H129ZM135 35V34H134ZM167 35V34H166ZM196 35V34H194ZM78 35H70V38L72 37L71 43H73L74 46V50L71 51L73 52V56L70 54V52L65 51V53L62 56H54L53 54L55 53V51L57 52L58 49L57 48H61L62 46L60 45V39L57 36L54 37L53 35V31H52V47L51 49L46 48V52L45 55H48L49 59L45 62L44 60V67L50 68L53 66V64L58 63V67L60 66H64L63 68H60V70H55V67L53 68L55 71V74L50 75L49 79H47V74H43L42 72L39 74V71L37 72L38 74L34 73L32 71V67L33 65L28 64L27 65H31V66H27L26 69H23V67H25V65L22 67L20 64V60L18 62V60H16L14 57V59H12L13 61H11V64H8L7 66H5L4 69V63L9 62V60L7 62H4L5 58L2 60V63H0V65H3L2 71H0V77H1V86H0V129H2L4 126H6V122H7V117L4 116L2 114V97L5 94L6 91V87H7V83H15V81H17V77L20 76V70L22 71V69L25 71L27 70V68L29 69V71L27 74H25L26 76L24 77V79L22 80L21 83L18 84V91L19 92H23V93H27V95L30 97V99L32 100V104H36L37 102H42L40 103L42 105V112H46L49 113L48 115L50 117H47L46 119L42 118V119H36L33 120L31 122L26 123L25 125H21V122H19L20 120L16 119V124L17 127H15L14 129H12L10 131V135L5 138L2 133H0V264H43L42 262L45 261L42 259V253L40 254V252L36 253H31V254H27V244H29L27 239H29V237L27 238L26 234H21L19 233L17 230H15V228L18 226V221L20 222L19 219L23 218L24 216L20 217L21 214H19L20 212V208L18 206V199L21 198V194L20 198L16 197V192L18 190L19 187H22L21 185L23 184L24 180H26V178L28 177V173H29V182L28 184L23 187H25V193L28 196H35L37 198V200H39L38 202H40L42 199L45 200L46 198L48 199V196L46 195V193H44V181H43V177L46 174L47 170L50 168V166L54 163L55 161V157L59 154V150L63 145V140L65 138V132H64V128H65V122H66V126L68 127L69 131L72 134V137L74 136L72 133V130L74 128V130L78 133V139L76 141H79L80 143V149L79 151V165L77 168V175L75 178V183L73 184V188L72 189V194L70 195V199H71V207H70V214H71V218H70V222L67 221V218L64 216L63 220L60 222V228L61 231L59 234H57L56 232V226L58 223V214L60 212V210L58 211V209H60V207H58L57 211V217L56 219L54 218V224L52 225L53 227H51L52 229L49 230L50 232H48V235L45 239H51V241L53 240V242L51 245L55 250L54 253V257H55V261H57L58 264H87L86 260L83 255L82 252L79 248H78V243L77 245L75 244H71L68 239L66 238L65 234H64V230L65 228H69V225L71 224L73 226L74 232L75 234L78 236L77 238L80 239L82 245L84 246L83 248H85L84 250H86V254L87 256H89L94 264H124V259L123 256V250H125V246L127 244V242L130 240V237L128 234L124 233L125 231L121 228V226L116 225V227L113 229V231H107L108 228V219L106 217V214L109 210H111V208H113V206H115V204L117 205L116 201L122 200V195H124L125 191H123L122 193L118 192L115 190V192L113 191L114 188L113 187V173L115 172V170L117 171L118 169H116V165H117V159L115 158V154H116V149L117 147H119V158L120 156L123 157V155L126 154V151L128 150L129 145L131 144V138H128L127 135V131H123L120 128L118 129V125L117 123L115 125H110L108 128L107 127H99V126H95L93 127V132H96V129H100L99 134L94 138L93 140L88 137V128H87V124H92L94 121L93 120H97V113L95 112V106H98V104H100L101 102H103V100H105L104 98V93L101 92L98 86L102 85L101 80H103L105 78V76H107L108 78V74L109 73H116L117 77V81L118 84L115 87V89L118 91L119 93V101L120 103L118 104V106H120L119 108H121V110L123 112H127L129 111V109L131 110L132 108L136 107L135 104L145 95L147 94H151V93H158V94H166L167 98L169 99H175L176 101H179L181 103H185L187 101H191L192 102V109L194 111L197 110H201V111H206V110H219L221 108V106L227 102H233L236 99H240V98H245L246 96V90L244 89V86L241 83H236L234 82L232 85L230 84H224L222 86H220L219 88H214V86H212V79L211 76L209 74V68H211L210 65H203V70L202 66H199V63H196V60H194V58L191 55V58H188V56H184L187 57L188 60L183 66H180L177 68H175V70L173 71H168L169 73L166 72H161V70H154V71H150L151 73L146 74L148 75L145 80L142 78L141 79H137L136 76L131 77L130 73V65L127 64L128 67H124L126 64H123V62H125V59H123V62H121V60H119V57L124 56L126 53H130L131 55L134 54L135 50H131L130 52L126 50L128 48H126L125 50V54H122V52L118 51L117 46L115 47V45L113 44L114 42L111 43H107L105 45H101V47H98V49L96 51H92L91 48V52L87 53V47L89 48L90 43L88 42L78 46L77 43H80L81 41L78 40ZM79 36V38H80ZM90 35H86L85 36V41L88 39ZM136 36V35H135ZM149 37V35H147ZM147 36H145L147 38ZM169 36V35H168ZM26 37V38H27ZM130 37V36H129ZM145 37L142 38L145 40ZM193 37V36H192ZM191 37V39H192ZM239 37V36H237ZM127 38V37H126ZM132 38V36H131ZM136 38V37H135ZM137 38H139L137 36ZM155 38V35H154ZM263 38V37H262ZM1 39V38H0ZM128 39V38H127ZM130 39V38H129ZM142 39L140 41H142ZM197 39V38H196ZM240 39V38H239ZM68 40V39H67ZM125 40V39H124ZM135 40V39H134ZM153 40V38L151 39ZM193 40V39H192ZM195 40V37H194ZM193 40V41H194ZM199 40V39H197ZM1 41V40H0ZM3 41V40H2ZM1 41V42H2ZM29 41V40H28ZM35 41V42H37ZM66 41V40H65ZM78 41V42H77ZM116 41V40H115ZM122 41V40H120ZM128 41V40H127ZM155 41V39H154ZM162 41V40H161ZM192 41V42H193ZM257 41V40H256ZM264 41V40H263ZM27 42V41H26ZM68 42V41H67ZM70 42V39H69ZM134 42V41H133ZM146 42V41H145ZM148 42V41H147ZM146 42V43H147ZM173 42V41H171ZM191 42V40L189 41ZM200 42V41H199ZM259 42V41H258ZM24 43V42H23ZM34 43V42H33ZM126 43V42H125ZM124 43V44H125ZM135 43V42H134ZM137 43L139 44L140 42L137 41ZM144 43V42H143ZM145 43V44H146ZM196 43V41H195ZM198 43V42H197ZM196 43V44H197ZM201 43V42H200ZM253 43V42H252ZM28 44V43H26ZM128 44V43H127ZM151 44V43H150ZM161 44V43H160ZM256 44V43H254ZM253 44V45H254ZM259 44V43H258ZM3 45V43H2ZM35 45V44H34ZM80 45V44H79ZM136 45V44H135ZM156 45V44H155ZM190 45V44H188ZM193 45V44H192ZM191 45V46H192ZM198 45V44H197ZM230 45V43L228 44ZM250 45V44H249ZM252 45V46H253ZM1 46V45H0ZM25 46V45H24ZM27 46V45H26ZM29 46V45H28ZM28 46L26 47L28 49ZM31 46V45H30ZM59 46V47H58ZM126 46V45H125ZM129 46V45H128ZM199 46V45H198ZM233 46V45H232ZM255 46V45H254ZM67 47V46H66ZM72 47V46H71ZM132 47V46H130ZM138 47V45H137ZM149 47V46H148ZM197 47V46H196ZM223 47V46H222ZM228 47V46H226ZM2 48V47H0ZM5 48V46H4ZM36 48V49H37ZM68 48V47H67ZM145 48V47H144ZM192 48V47H191ZM199 48V47H197ZM225 48V47H224ZM239 48V47H238ZM254 48V47H253ZM64 49V48H63ZM71 49V48H68ZM136 49V48H135ZM147 49V48H146ZM156 49V48H155ZM187 49V51L190 49ZM185 49H183L185 51ZM194 49V54L199 51L197 50L195 47ZM223 49V48H222ZM262 49V48H261ZM2 50V49H0ZM24 49V54L25 53ZM66 50V49H65ZM129 50V49H128ZM140 50V49H139ZM152 50V49H151ZM181 50V51H183ZM253 50V49H252ZM263 50V49H262ZM29 51V50H28ZM37 50H35L36 52ZM54 53H53V52ZM62 51V50H61ZM60 51V52H61ZM89 51V50H88ZM138 50H136L137 52ZM142 51V50H140ZM139 51V52H140ZM166 51V50H165ZM183 51V52H184ZM2 52V51H1ZM32 51H30L31 53ZM182 52V54H184ZM192 52V53H193ZM259 52V51H258ZM264 52V51H263ZM28 53V52H27ZM44 54V52H42ZM58 53V52H57ZM187 53V52H186ZM191 53V52H190ZM243 53V52H242ZM261 53V52H260ZM125 55V57L127 56L126 60L128 59L129 55ZM138 54V53H137ZM136 54V55H137ZM180 55V59L183 57V55ZM198 54V53H197ZM247 54V53H246ZM4 55V57H5ZM16 55V56H15ZM32 55V54H31ZM141 55V54H140ZM149 55V53H148ZM165 55V53H164ZM260 55V54H259ZM263 55V54H262ZM19 56V58H18ZM41 56V55H40ZM145 56V55H144ZM209 56V55H208ZM227 56V55H226ZM240 56V54H239ZM29 57V56H28ZM33 57V56H32ZM141 57V56H138ZM146 57V56H145ZM166 57V56H164ZM190 57V56H189ZM242 57V56H241ZM246 57V56H245ZM21 58L25 59L22 56ZM20 58V59H21ZM31 58V57H30ZM153 58V57H151ZM160 58V56H159ZM158 58V59H159ZM208 58V57H207ZM223 58V56H222ZM6 59V60H7ZM28 59V58H27ZM134 59V56H133ZM179 59V60H180ZM202 59V58H201ZM205 59V58H204ZM210 59V58H209ZM208 59V60H209ZM212 59V58H211ZM14 60H16L14 62ZM26 60V59H25ZM72 60V61H71ZM132 60V59H131ZM139 60V59H137ZM134 60V61H137ZM151 60V59H150ZM184 59H182L181 61H183ZM30 61V60H29ZM42 61V63H43ZM200 61V60H199ZM224 61V60H223ZM236 61V60H235ZM238 61V60H237ZM14 62V63H13ZM17 62V63H16ZM142 62V60H141ZM178 62V61H177ZM213 62V61H212ZM231 62V61H230ZM249 62V61H248ZM247 62V63H248ZM251 62V61H250ZM261 62H263L261 60ZM24 63V62H23ZM35 63V62H34ZM134 63V62H133ZM140 63V62H139ZM145 63V62H143ZM148 63V62H147ZM151 63V62H150ZM149 63V64H150ZM181 63V62H179ZM203 63V62H202ZM209 63V62H208ZM216 63V62H215ZM25 64V63H24ZM36 64V63H35ZM40 64V63H39ZM70 64V65H69ZM123 64V65H122ZM157 64V63H156ZM163 64V63H162ZM177 64V63H176ZM205 64H207V62H205ZM232 64V63H231ZM230 64V65H231ZM250 64V63H249ZM254 64V63H253ZM23 65V64H22ZM42 65V64H40ZM69 65V66H68ZM152 65V64H151ZM173 65V64H172ZM180 65V64H179ZM38 66V65H36ZM43 66H41L43 68ZM130 66V67H129ZM145 66V65H144ZM149 66V65H148ZM147 66V67H148ZM157 66V65H156ZM155 66V67H156ZM164 66V65H163ZM213 66V65H212ZM249 66V65H248ZM22 67V68H21ZM31 67V68H30ZM56 67V68H58ZM136 67V66H135ZM170 67V66H169ZM168 67V68H169ZM201 67V68H200ZM216 67V66H215ZM252 67V66H251ZM250 67V68H251ZM1 68V66H0ZM34 68V66H33ZM39 68V67H38ZM152 68V66H151ZM161 68V67H160ZM183 68H186L188 70V73H181ZM223 68V67H222ZM221 68V69H222ZM232 68V67H231ZM37 69V68H36ZM137 69V68H136ZM153 69V68H152ZM155 69V68H154ZM185 69V71H186ZM236 69V68H235ZM34 70V69H33ZM148 70V69H147ZM247 69H245L246 71ZM22 71V72H24ZM132 71V70H131ZM231 71V69H230ZM143 72V71H142ZM48 73V71H47ZM245 73V72H244ZM137 74V73H136ZM225 74V73H224ZM238 74V73H237ZM142 75V74H141ZM229 75V74H227ZM22 76H24L22 74ZM111 76V75H110ZM237 76V75H236ZM115 77V76H114ZM20 78V77H19ZM130 79V82L127 84V79ZM232 78V77H231ZM131 79L134 80L133 82H131ZM143 79V80H142ZM264 79V69L262 71V73L260 75H258L257 77H255L254 79H252V82L250 84V89L249 90H253L254 91V95L256 96L258 95V93H260V88L264 89V85L261 84V81ZM19 80V79H18ZM106 80V78L104 79ZM111 81H113V79H110ZM45 81H47V83H45ZM237 81V80H236ZM264 81V80H263ZM192 82L191 85L193 86L191 88V91L195 92V94L197 95H201L200 99H196V100H191L189 97L183 96L182 93V88L187 85V83ZM263 83V82H262ZM108 84V83H107ZM110 84V83H109ZM79 85H83L85 86L86 90H88V94L91 96H89V98L87 99V97L85 98V100L80 99L76 92L77 89H79ZM113 87V86H112ZM81 88V87H80ZM102 88V87H101ZM114 90V89H113ZM76 91V92H75ZM80 91V90H79ZM116 92V91H115ZM263 92V91H262ZM106 93V92H105ZM112 93V92H111ZM111 93L109 92L108 94L111 95ZM80 94V93H78ZM117 94V93H116ZM81 95V94H80ZM107 95V94H106ZM114 95V94H113ZM157 95V94H156ZM261 95H264L263 93ZM108 96V95H107ZM159 96V95H158ZM164 96V95H163ZM114 97V96H113ZM146 97V96H145ZM155 97V96H153ZM157 97V96H156ZM155 97V98H156ZM191 97V96H190ZM264 97V96H262ZM150 98V97H149ZM253 98V102H254V106L253 108H257V107H261L264 103V98L261 99L260 101V95L259 97H252ZM68 99H72L73 100V104L71 106V111H69L67 108V100ZM87 99V100H86ZM108 99V98H107ZM247 99V97H246ZM71 100V101H72ZM118 100V99H117ZM151 100V99H150ZM149 100V101H150ZM155 101V99H153ZM157 100V99H156ZM258 100V101H257ZM106 101V100H105ZM104 101V102H105ZM148 101V102H149ZM152 101V100H151ZM150 101V103H151ZM166 101V100H165ZM164 101V102H165ZM75 102V103H74ZM153 102V101H152ZM168 102V101H167ZM166 102V103H167ZM37 103V104H38ZM108 103V101H107ZM110 103V101H109ZM113 103V102H112ZM145 103V101H144ZM142 103V104H144ZM147 103V102H146ZM145 103V105H146ZM154 103V102H153ZM174 103V102H173ZM177 103V102H176ZM39 104V105H40ZM111 104V103H110ZM115 103V107L117 105ZM152 104V103H151ZM164 104V103H163ZM234 104V103H233ZM238 104V103H237ZM144 105V106H145ZM148 105V104H147ZM188 105V104H187ZM154 106V105H153ZM173 106V105H172ZM142 107V106H140ZM174 107V106H173ZM177 107V106H176ZM237 107V105H236ZM251 107V106H250ZM149 108V107H147ZM167 108V107H166ZM171 108V107H170ZM183 108V107H182ZM186 108V107H185ZM189 107H187L188 109ZM139 109V108H138ZM142 109V108H141ZM144 109V108H143ZM151 109V108H150ZM240 109V108H239ZM146 110V109H145ZM149 110V109H147ZM146 110V111H147ZM191 110V109H190ZM189 110V111H190ZM192 110V112H193ZM238 110V109H237ZM236 110V111H237ZM246 110V109H245ZM250 110V109H249ZM10 111L14 116V113L10 107ZM97 111V110H96ZM100 111V110H99ZM134 111V110H133ZM136 111H138L136 109ZM161 111V110H160ZM210 111V112H211ZM222 111V110H221ZM143 113L145 111H142ZM214 112V111H213ZM248 112V111H247ZM252 112V111H251ZM131 113V112H130ZM137 113V112H136ZM139 113V112H138ZM141 113V112H140ZM201 113V112H200ZM244 113V112H243ZM44 114V113H43ZM100 114V112H99ZM120 114V113H119ZM159 114V113H158ZM157 114V115H158ZM186 114V113H185ZM192 114V113H191ZM194 114V112H193ZM234 114V113H233ZM245 114V113H244ZM42 115V114H41ZM51 115H53L56 118H58L59 120V125H60V140L57 141V143L59 142L58 146L56 145L55 147H51V149H47L46 151L49 150V152H46L43 149H39V151L37 152V154H33L32 156H29L30 153H32L33 151V147L32 144L35 142V138L36 137H40L41 136V140H42V135L48 132L47 130L49 129L50 126V118ZM251 115V114H249ZM248 115V116H249ZM141 116V115H140ZM172 116V115H171ZM170 116V118L172 119V117ZM197 116V115H196ZM156 117V116H155ZM199 117V115L197 116ZM41 118V117H40ZM52 118V119H53ZM95 118V119H94ZM99 118V117H98ZM131 118V117H130ZM164 118V117H163ZM169 118V119H170ZM175 118V115H174ZM173 118V119H174ZM187 118V117H186ZM221 118V117H220ZM223 118H226L225 116ZM239 118V117H238ZM264 118V117H263ZM55 119V118H54ZM136 119V118H135ZM154 119V118H152ZM162 119V118H161ZM166 121L167 119L164 118ZM189 119V118H188ZM187 119V120H188ZM245 119V117H244ZM130 120V119H129ZM160 120V119H159ZM163 120V119H162ZM177 120V119H176ZM196 120V119H195ZM224 120V119H223ZM222 120V121H223ZM229 121H231L230 119H228ZM247 120V119H246ZM131 121V120H130ZM165 121V122H166ZM173 121V120H172ZM54 122V121H53ZM104 122V121H103ZM119 122V121H118ZM125 122V121H124ZM135 122V121H134ZM157 123L159 121H156ZM161 122V121H160ZM169 122V121H168ZM235 122V121H234ZM246 122V121H245ZM252 122V121H251ZM20 123V124H19ZM120 123V122H119ZM128 123V122H127ZM131 123H133L131 121ZM163 123V122H162ZM161 123V124H162ZM172 123V122H171ZM174 123V122H173ZM248 123V121H247ZM263 123V122H262ZM55 124V123H54ZM160 124V125H161ZM166 124V123H165ZM170 124V123H168ZM175 124V123H174ZM237 124V123H236ZM260 124V123H259ZM121 125V124H120ZM129 125V124H128ZM134 125V124H133ZM152 125V124H151ZM153 125H158V124H153ZM233 125V124H232ZM231 125V126H232ZM245 125V124H244ZM253 125V124H252ZM263 125V124H262ZM108 126V125H107ZM131 126V125H129ZM141 126V124L139 125ZM162 126V125H161ZM164 126V125H163ZM162 126V127H163ZM240 126H243V124ZM248 126V125H247ZM250 126V125H249ZM52 127V126H51ZM126 127V126H125ZM123 126L121 127L122 129ZM136 127V125H135ZM161 127V128H162ZM228 127V126H227ZM230 127V126H229ZM251 127V126H250ZM131 128V127H129ZM134 128V127H133ZM137 128V127H136ZM145 128V127H144ZM155 128V126H154ZM158 128H160L158 126ZM164 128V127H163ZM162 128V129H163ZM263 130V127H261ZM128 129V128H127ZM135 129V128H134ZM138 129V128H137ZM141 129V127H140ZM136 130V131H141V130ZM143 129V128H142ZM150 129V127H149ZM252 129V128H251ZM254 129V127H253ZM259 129V127L257 128ZM91 130V129H90ZM148 130V128H147ZM151 130V129H150ZM148 130V131H150ZM153 130V127H152ZM230 130V129H229ZM260 130V129H259ZM74 131V133H75ZM144 131V130H143ZM242 131V130H241ZM249 131V129L247 130ZM257 131V130H254ZM91 132V131H90ZM92 132V133H93ZM126 132V133H125ZM250 132V131H249ZM248 132V134H249ZM263 132V131H261ZM75 133V135L77 134ZM94 134V133H93ZM97 134V133H96ZM133 134V132H132ZM162 134V133H160ZM257 134V132H256ZM260 131H259V135H260ZM264 134V133H263ZM44 135V136H45ZM158 135V134H157ZM58 136V135H57ZM130 133H129V137H130ZM159 136V135H158ZM176 136V135H175ZM76 137V136H75ZM74 137V138H75ZM87 137L90 140V143L86 146L84 145V140H87ZM90 137H92L90 135ZM247 137V136H246ZM139 138V137H138ZM261 138V137H260ZM264 138V136H263ZM262 138V139H263ZM135 139V138H134ZM174 139V138H171ZM3 140H5V142H2ZM264 140V139H263ZM42 142V141H41ZM6 143V144H4ZM37 143V142H36ZM134 143V142H133ZM210 143V141L208 142ZM45 144V143H43ZM48 144V143H46ZM214 144V141H213ZM212 144V145H213ZM34 145V144H33ZM84 145V146H82ZM5 146V147H3ZM263 146V144H262ZM3 147V148H2ZM164 147V146H163ZM166 147V146H165ZM164 147V148H165ZM160 148V147H159ZM158 148V149H159ZM169 148V147H168ZM45 149V148H44ZM166 149V148H165ZM135 150V149H134ZM161 150V149H160ZM263 150V149H262ZM163 151V150H161ZM259 151V150H258ZM264 151V150H263ZM212 152V151H211ZM249 152V151H248ZM256 152V151H253ZM162 153V152H161ZM167 152H165L166 154ZM186 153V152H185ZM189 153V152H188ZM202 153V152H201ZM210 153V152H209ZM77 154V155H78ZM164 154V153H163ZM190 154V153H189ZM260 154V153H259ZM20 155H22L23 157L20 158ZM190 156V155H189ZM188 156V157H189ZM213 156V155H211ZM256 155H254L255 157ZM259 156V155H258ZM52 157V158H51ZM128 157V156H127ZM164 157V156H162ZM187 157V158H188ZM209 157V156H207ZM124 158V157H123ZM122 158V159H123ZM192 158V157H191ZM206 158V157H205ZM213 158V157H212ZM218 158V157H216ZM190 159V158H188ZM208 159V158H206ZM205 159V160H206ZM215 159V158H214ZM213 159V160H214ZM251 159V158H249ZM256 159V158H255ZM53 160V163H52ZM119 160V159H118ZM160 160V159H159ZM162 160V159H161ZM160 160V161H161ZM192 161V159H190ZM188 161L191 163V161ZM216 160V159H215ZM220 160V159H218ZM254 160V159H253ZM256 160H259L258 158ZM261 160V159H260ZM124 161V159H123ZM123 161H119L121 164ZM128 161V159H127ZM159 161V162H160ZM217 161V160H216ZM249 161V160H248ZM252 161V160H251ZM32 162V163H31ZM51 162V165H48L47 163ZM117 162V163H116ZM158 162V163H159ZM209 162V159H208ZM219 162V161H218ZM257 162V161H254ZM119 163V164H120ZM161 163V162H160ZM35 164V165H34ZM50 164V163H49ZM125 164V163H124ZM128 164V163H127ZM126 164V165H127ZM129 164H131L129 162ZM212 164V163H211ZM225 164V163H224ZM254 164V163H253ZM257 164V163H256ZM218 166H222L221 164L219 165L217 163ZM236 165V164H235ZM36 166V167H35ZM73 165L71 164L70 167H72ZM119 166V165H117ZM129 166V165H128ZM213 166V165H212ZM211 166V167H212ZM218 166H216L215 168H218ZM255 166V165H254ZM35 167V168H34ZM75 167V166H74ZM120 167V166H119ZM227 167V166H226ZM242 167V166H241ZM260 167V166H259ZM35 170H34V169ZM126 168V166H125ZM124 168V169H125ZM131 168V165H130ZM129 168V169H130ZM239 168V167H238ZM243 168V167H242ZM212 169V168H211ZM232 169V168H229ZM34 170V171H33ZM70 170V169H69ZM68 170V171H69ZM73 170V169H72ZM210 170V168H209ZM218 170L220 171V168H218ZM222 170V169H221ZM226 170V169H225ZM228 170V169H227ZM252 170V167H251ZM125 171V170H124ZM122 171V172H124ZM167 171V170H166ZM211 171V170H210ZM223 171V170H222ZM229 171V170H228ZM243 171V170H242ZM70 172V171H69ZM126 172V171H125ZM132 172V171H131ZM213 172L216 174V176L221 173H216L217 170H213ZM231 172V171H230ZM251 172V171H250ZM249 172V174H250ZM68 173V172H67ZM66 173V175H67ZM127 173V172H126ZM124 173V174H126ZM157 173V172H154ZM211 173V172H210ZM224 173V171L222 172ZM240 173V172H238ZM69 174V173H68ZM71 174V173H70ZM130 174V173H128ZM144 174V173H143ZM158 174V173H157ZM155 174V175H157ZM213 174V173H212ZM215 174L213 176H215ZM226 174V173H225ZM61 175H65L64 172H57L56 175H54L51 179V185L56 183L53 179L54 177L57 178V181L59 182V177ZM116 175V174H115ZM247 175V174H246ZM121 176H124L121 174ZM141 176V175H140ZM139 176V178H140ZM212 176V175H211ZM116 177V176H115ZM128 177V176H127ZM156 177V176H155ZM117 178V177H116ZM120 178V177H119ZM146 178V177H144ZM150 178V177H149ZM210 178V177H209ZM214 178V177H213ZM217 178V177H216ZM126 179V178H125ZM128 179V178H127ZM143 179V178H142ZM142 179L140 178V180L142 181ZM154 179V178H153ZM196 180V179H195ZM219 180V179H218ZM54 181V183H53ZM116 181V180H115ZM120 181V180H119ZM126 181V180H125ZM166 181V180H165ZM192 181V180H191ZM214 181V180H213ZM216 181V180H215ZM234 181V180H233ZM164 182V181H163ZM222 182V181H221ZM120 183V182H119ZM124 183V182H123ZM138 183H139V179H138ZM148 183V182H147ZM159 183V182H158ZM161 183V182H160ZM178 183V182H177ZM207 186L209 185V182H207ZM212 183V182H211ZM241 183V182H240ZM125 184V183H124ZM128 184V183H127ZM126 184V185H127ZM140 184V183H139ZM153 184V183H152ZM198 184V183H197ZM213 184V183H212ZM215 184V182H214ZM55 185V184H54ZM123 185V186H126ZM148 185V184H147ZM164 185V184H163ZM162 185V186H163ZM195 185V184H194ZM68 186V185H67ZM121 186V185H119ZM118 186V187H119ZM152 186V185H151ZM198 186V185H197ZM255 186V185H254ZM53 187V186H52ZM57 187V185H56ZM122 187V186H121ZM138 187V186H136ZM154 187V185H153ZM157 187V186H156ZM161 187V186H160ZM165 187V186H164ZM191 187V185H190ZM55 188V187H54ZM116 188V186H115ZM120 188V187H119ZM124 188V187H123ZM148 188V187H147ZM155 188V187H154ZM209 188V187H208ZM207 188V190H208ZM214 191L216 193V195L214 196V198H216V204L211 206V208H209V210L203 211L201 209H196L194 210L193 207L192 210L190 212H188L189 210H186L187 212L184 214H177L176 216H172L171 218H169V221L167 222V224H164V228L163 230L158 234L157 238L155 241H157L156 247L154 246V249L156 248V250H158L160 256L157 258L159 261V264H162V259L163 261L166 262V264H223V258H221V256H219L217 253H214L212 251H209L206 248V244H202L200 242V238L196 237V233H198L199 231H205L208 227L211 225H216V221L217 219L221 220L223 219L224 225L227 226V228H229L230 230H232V237L234 239V241H248V242H253L254 244H256V249L257 250H262L264 251V241H262V237H256V239H249L248 238H243V236H241V231L240 227L243 226V224L241 223H237V226H235L236 228L233 227L232 224H230L229 220L231 217V206L232 203L237 199L235 195L234 196V190L235 188L234 185L232 186H224V183H220L218 185H214ZM241 188V187H240ZM117 189V188H116ZM122 189V188H121ZM194 189V188H192ZM238 189V188H237ZM242 189V188H241ZM253 189V187H252ZM256 189V187H255ZM22 190V189H20ZM59 190V188H58ZM70 190V188H69ZM126 190V189H123ZM137 190V189H136ZM151 190V189H148ZM191 190V188H190ZM216 190H218V192H216ZM254 190V189H253ZM264 190V189H263ZM262 190V191H263ZM19 191V190H18ZM55 191V189H54ZM53 191V192H54ZM122 191V190H121ZM154 191V189H153ZM152 191V192H153ZM156 192H151L150 194V201L153 200L152 196H154L153 194H156L155 196L157 197H162L163 196V192L162 190L159 189H155ZM189 191V190H188ZM196 191V190H195ZM206 191V190H205ZM210 191V190H209ZM238 191V190H237ZM240 191V189H239ZM247 191V190H246ZM249 191V190H248ZM260 191V190H259ZM56 192V191H55ZM54 192V193H55ZM118 192V193H117ZM127 192V191H126ZM213 192V191H212ZM71 193V192H70ZM236 193V192H235ZM252 193V192H251ZM259 193V192H258ZM135 194V193H133ZM148 194V191H147ZM238 194V193H237ZM18 195V194H17ZM18 195V196H19ZM54 195V194H53ZM205 195V194H204ZM212 195V194H211ZM263 195V194H262ZM32 196V197H33ZM57 196V195H56ZM128 196V195H127ZM126 196V197H127ZM135 196V195H133ZM239 196V195H238ZM254 196V195H253ZM252 196V197H253ZM256 196V195H255ZM34 197V198H35ZM156 197V198H157ZM185 197V196H184ZM188 197V196H187ZM186 197V198H187ZM203 197V196H202ZM33 198V199H34ZM35 198V199H36ZM39 198V199H38ZM148 198V197H147ZM164 198V197H163ZM185 198V199H186ZM205 198V197H204ZM240 198V197H239ZM29 199V198H28ZM32 199V198H31ZM32 199V200H33ZM34 199V200H35ZM41 199V200H40ZM45 200L47 203L44 204V206H48L50 204V201H52V196L51 199L49 200ZM54 199V197H53ZM134 199V198H133ZM243 199V198H242ZM258 199V197H257ZM256 199V200H257ZM126 200V199H125ZM149 200V199H148ZM188 200V199H187ZM202 200V199H201ZM212 200V199H211ZM244 200V199H243ZM254 200L255 202H249L245 205H243L240 209V213L239 215H243V213H248L251 216L252 220L251 222L253 223V225L260 226V221L264 220V204L260 207H258V202ZM264 200V199H263ZM21 201V200H20ZM23 201V198H22ZM55 201V199L53 200ZM198 201V200H197ZM210 201V199H209ZM239 201V200H238ZM241 201V200H240ZM246 201V200H245ZM25 202V200H24ZM35 202V201H34ZM44 202V201H42ZM56 202V201H55ZM118 202V201H117ZM128 202V201H127ZM149 202V201H148ZM177 202V201H176ZM188 202V201H187ZM196 202V201H195ZM211 202V201H210ZM212 202H214V200H212ZM211 202V203H212ZM214 202V203H215ZM244 202V201H242ZM260 202V201H259ZM263 202V201H261ZM260 202V203H261ZM28 203V202H27ZM54 203V202H53ZM65 203V202H64ZM136 204V202H134ZM158 203V202H157ZM156 203V204H157ZM235 203V202H234ZM239 203V202H238ZM20 204V203H19ZM23 204V203H22ZM121 204V203H120ZM127 204V203H126ZM173 204L174 201H173ZM193 204V202H192ZM195 204V203H194ZM193 204V205H194ZM60 205V204H59ZM63 205V204H61ZM138 205V204H137ZM151 205V206H150ZM149 206L152 208L153 204H150ZM170 205V204H169ZM197 205V204H196ZM211 205V204H210ZM242 205V204H241ZM69 206V205H68ZM118 206V205H117ZM129 206V205H128ZM172 206V205H171ZM171 206L169 207V209L171 208ZM185 206V205H182ZM25 207V206H23ZM174 207V206H173ZM181 207V206H180ZM189 207V206H187ZM199 207V205H198ZM206 207V205H205ZM210 207V206H209ZM48 208V207H47ZM66 208V207H64ZM63 208V209H64ZM186 208V207H185ZM183 208V209H185ZM190 208V207H189ZM201 208V207H200ZM27 209V207H26ZM25 209V210H26ZM29 209V208H28ZM69 209V208H68ZM130 209V208H128ZM132 209V208H131ZM173 209V208H172ZM179 209V208H178ZM188 209V208H187ZM204 209V208H203ZM207 209V207H206ZM205 209V210H206ZM24 210V209H23ZM135 210V209H134ZM168 210V209H167ZM166 210V211H167ZM22 211V210H21ZM28 211V210H26ZM170 211V210H169ZM167 211V212H169ZM176 210L173 209V212H175ZM183 211V210H182ZM185 211V210H184ZM19 212V213H18ZM24 212V211H23ZM31 210L29 211L30 214ZM112 212V210H111ZM28 213V212H27ZM66 213V212H65ZM132 213V212H131ZM136 213V212H135ZM171 213V212H169ZM235 213V212H234ZM233 213V214H234ZM238 213V212H237ZM137 214V213H136ZM31 215V214H30ZM44 215V214H43ZM155 215V214H154ZM113 216V215H112ZM245 216V215H243ZM69 217V216H68ZM115 217H113L112 219L114 220ZM117 219V217H116ZM123 219V217L121 218ZM234 219V218H233ZM243 219V218H242ZM22 220V219H21ZM27 220V219H26ZM123 221V220H122ZM125 221V219H124ZM127 221V220H126ZM160 221V220H159ZM158 221V222H159ZM165 221V220H164ZM244 221V220H243ZM247 221V220H245ZM27 222V221H26ZM233 222V221H232ZM24 223V221H23ZM22 223V224H23ZM120 223V222H119ZM128 223V222H127ZM222 223V221H221ZM243 223V222H242ZM146 224V223H145ZM218 224V223H217ZM247 223H244V226ZM161 225V223H160ZM163 225V224H162ZM222 225V224H221ZM236 225V224H234ZM97 226V229L94 227ZM217 226V225H216ZM243 226V227H244ZM247 226V225H246ZM249 226V224H248ZM247 226V227H248ZM27 226H25L26 228ZM157 227V226H156ZM160 226H158L159 228ZM162 227V226H161ZM250 227V226H249ZM262 227V224H261ZM261 227H259L261 229ZM212 228V227H210ZM218 228V227H216ZM215 227L214 229L216 231L217 230ZM251 228V227H250ZM249 228V229H250ZM256 228V227H255ZM112 229V228H111ZM187 230V234H183V230ZM205 229V230H204ZM224 229V227L222 228ZM248 229V228H247ZM24 230V229H23ZM140 230V229H139ZM159 230V229H157ZM184 230V231H185ZM73 231V230H72ZM137 231V230H136ZM248 230H245V232ZM258 231V230H257ZM263 231V230H262ZM142 232V231H141ZM199 232V233H201ZM221 232V231H219ZM228 232V230H227ZM259 232V231H258ZM68 233V232H67ZM72 233V232H71ZM140 233L139 231L136 232ZM205 233V232H204ZM226 233V231H225ZM243 233V232H242ZM257 233V232H256ZM143 234V233H142ZM141 234V235H142ZM202 234V233H201ZM218 234V233H217ZM229 236V233H227ZM248 234V233H247ZM247 234H245V236H247ZM264 234V233H263ZM262 234V235H263ZM67 235V234H66ZM70 235V234H69ZM221 235V234H220ZM231 235V234H230ZM97 236H101V239H96ZM103 236V237H102ZM154 236V235H153ZM155 236V237H156ZM204 236V235H203ZM255 236V235H254ZM253 236V237H254ZM257 236V235H256ZM140 236L138 235V238ZM151 237V236H150ZM251 237V238H253ZM264 237V236H263ZM21 239V243L18 241V239ZM99 238V237H98ZM105 239L106 242H104L103 244L101 243V247L97 248V245H99L100 242H102V239ZM132 238V237H131ZM136 238V237H135ZM229 238V237H228ZM97 241H96V240ZM230 239V238H229ZM135 240V239H134ZM139 241V239H136ZM205 240V238H204ZM211 240V239H210ZM232 240V238H231ZM47 241V240H46ZM96 241V242H95ZM221 241V240H220ZM73 242V241H72ZM131 242V241H130ZM154 242V241H153ZM43 243V242H42ZM50 243V242H48ZM47 245H50L48 244ZM205 243V242H203ZM133 244V243H132ZM131 244V245H132ZM154 244V243H153ZM210 244V243H209ZM213 244V243H212ZM211 244V245H212ZM221 244V243H220ZM241 244V242H240ZM32 245V244H31ZM43 245V244H42ZM45 245V248L46 246ZM134 245V244H133ZM208 245V244H207ZM235 245V243H234ZM148 246V244H147ZM240 246V245H239ZM44 247V246H43ZM50 247V246H49ZM139 247V246H138ZM137 247V248H138ZM213 247V246H212ZM215 247V245H214ZM30 248H32L30 246ZM29 248V249H30ZM36 248V247H35ZM42 248V247H41ZM149 248V247H147ZM243 248V247H242ZM247 248V247H246ZM251 248V246H250ZM249 248V249H250ZM128 249V248H127ZM146 249V248H145ZM144 249V250H145ZM150 249V248H149ZM148 249V250H149ZM216 249V248H215ZM239 249V248H238ZM40 250V249H38ZM147 250V249H146ZM147 250V252H148ZM228 250V249H227ZM242 250V249H241ZM133 251V250H132ZM261 251V252H262ZM35 252V251H34ZM43 252V251H42ZM52 252V251H50ZM138 252V251H137ZM146 252V251H145ZM240 252V251H239ZM30 253V252H29ZM46 253V251H45ZM127 253V252H125ZM260 253V252H259ZM48 254V252L46 253ZM45 254V255H46ZM123 254V255H122ZM133 254V253H131ZM154 254V253H153ZM225 254V253H224ZM243 254V253H242ZM49 255V254H48ZM128 255V254H127ZM148 255V254H147ZM150 255V253H149ZM148 255V256H149ZM156 255V254H155ZM239 255V254H238ZM256 255V254H255ZM259 255V254H258ZM52 256V254H51ZM130 256V255H129ZM137 256V255H136ZM147 256V257H148ZM153 256V255H152ZM158 256V255H157ZM263 256V253L261 255V257ZM44 257V256H43ZM49 257V256H46ZM131 257V256H130ZM51 258V257H50ZM134 258V256H133ZM149 258V257H148ZM228 258V257H227ZM260 258V257H259ZM48 259V258H47ZM54 259V258H53ZM90 259V260H91ZM144 259V258H143ZM242 259V258H241ZM43 260V261H42ZM229 260V259H228ZM232 260V259H231ZM48 261H52L48 260ZM157 261V260H155ZM127 261H125L126 263ZM132 262V260H131ZM138 262V261H137ZM145 262V261H144ZM49 263V262H48ZM56 263V262H55ZM54 263V264H55ZM92 263V262H91ZM136 263V262H135ZM133 263V264H135ZM153 263V262H152ZM47 264V262H46ZM89 264V263H88ZM138 264V263H137ZM141 264V263H140ZM146 264V263H145ZM259 264V263H258Z\"/></svg>",
	"mask_w": 264,
	"mask_h": 264
},
{
	"label": "snow or ice",
	"instance_id": "obj_3",
	"mask_svg": "<svg viewBox=\"0 0 264 264\" xmlns=\"http://www.w3.org/2000/svg\"><path fill=\"white\" fill-rule=\"evenodd\" d=\"M17 7H20V10L22 12H25V14H26V10L20 6L19 0L17 3ZM88 19L91 20L92 17L89 16ZM9 27H11L10 22H9ZM55 27H56V25H52L51 27L48 28L47 32L45 33V35L48 37V45L47 46L49 49H51V47H52V31H53V28H55ZM57 55H63V53L58 52ZM43 59L47 60L48 57L45 56V57H43ZM53 67H56V65H53ZM45 74H47V69H45ZM45 83H47V81H45ZM16 92H17V89H15L12 84H8L7 85V92L2 97V109H3L2 114L7 117V122H6V126H4L2 129H0V133H2V135L5 138H7L10 135V131L12 129L17 127L15 117L13 116V114L10 111V106L12 105L13 101L15 100ZM64 132H65V138L63 140V145L59 150V154L55 157L54 163L50 166V168L47 170L46 174L43 177L44 193H46V195L48 197H51L53 195L52 185L50 182L52 177L54 175H56V173L58 171L67 173L71 164L75 160V157L69 154V150L71 148H75L76 144L73 140L71 132L69 131L68 127L66 126V122H65ZM73 179H74V174L61 175L59 177V196H58V198L60 200H66L67 199L66 185L68 182H70ZM250 183L252 185H258L260 188L264 189V175H260L259 177L252 179L250 181ZM246 187H248V186L246 185ZM249 190L252 191L253 195L259 194V193L255 192L253 189H249ZM145 211H147V209H145ZM65 212H66V209L62 208L58 214V223L56 226L57 234H59L61 231L60 222L63 220ZM245 219L247 220V218H245ZM248 224L250 227L252 226L251 221H248ZM152 232H153V226L149 223V224H147V226L143 232V238L139 241V250H140L141 255H143L145 243H146L148 237L151 235ZM252 234L255 235V232H253ZM261 264H264V261H261Z\"/></svg>",
	"mask_w": 264,
	"mask_h": 264
}]
</instances>
